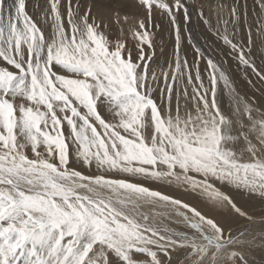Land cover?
<instances>
[{
  "label": "snow or ice",
  "instance_id": "snow-or-ice-1",
  "mask_svg": "<svg viewBox=\"0 0 264 264\" xmlns=\"http://www.w3.org/2000/svg\"><path fill=\"white\" fill-rule=\"evenodd\" d=\"M31 7L0 0V264L202 262L201 221L264 264V0Z\"/></svg>",
  "mask_w": 264,
  "mask_h": 264
},
{
  "label": "bare ground",
  "instance_id": "bare-ground-1",
  "mask_svg": "<svg viewBox=\"0 0 264 264\" xmlns=\"http://www.w3.org/2000/svg\"><path fill=\"white\" fill-rule=\"evenodd\" d=\"M100 11L106 12V11H111V10L110 9H98V12H100ZM106 13H105V15H106ZM100 14H102V13H100ZM256 219H258V220H264V218L263 217L261 218L260 216L256 217ZM249 223H250L249 221H246L243 224H249ZM251 226L252 227H256V225H251ZM203 227H204V229L207 230L208 234L212 236V241L213 242L204 243L202 241V243L204 245L203 247L205 248V252H204L203 255H205L206 258L202 262L199 261L197 264H211V261H212L213 257H215V264H222V262L225 261L226 253L228 252V250L226 248H224L222 245H216L214 243V241H217V240H221L222 241V240H226L227 238L226 239H221V238L218 237V235L215 232H213V231L211 232L204 225H203ZM229 243H231V241H229Z\"/></svg>",
  "mask_w": 264,
  "mask_h": 264
},
{
  "label": "rangeland",
  "instance_id": "rangeland-1",
  "mask_svg": "<svg viewBox=\"0 0 264 264\" xmlns=\"http://www.w3.org/2000/svg\"><path fill=\"white\" fill-rule=\"evenodd\" d=\"M41 1H42V0H29V10H30V12H32V7H31L32 4H34V3H36V4H41V3H43V1H42V2H41ZM106 12H107V13H106ZM106 12H104V11H100V12H97V15H98V16L101 15L100 13H102V14H105V13H106V15H107L108 13H110V11H106ZM130 22H131V23H134L135 21H134L133 18L130 17ZM196 32H197V35H196L195 38L198 39V40H200L201 43H203V38H202V36L200 35V30H199L198 28L196 29ZM252 213L255 215V217L260 216L261 218H262V217L264 218V212H261L258 208L252 210ZM241 222H242V224H243L244 222H246V220H244V221L242 220ZM201 223H202L206 228H208L211 232H212V231L215 232V233L218 235L219 238H221V239H226V238H227L226 236H225V237H222V236L220 235L219 231H218V230H215V225H212V224L209 223V222H203V221H201ZM199 241H200L201 243H200ZM189 242H191V241H189ZM196 244H197V247L200 249V254L203 255L204 252H205V248L203 247L204 245H203L202 241L199 240V237H197ZM227 254H228V252L226 253V257H227ZM198 262H199L198 260H193L192 262H190V264H197ZM222 264H230V261H229L228 259L225 258V261L222 262Z\"/></svg>",
  "mask_w": 264,
  "mask_h": 264
}]
</instances>
